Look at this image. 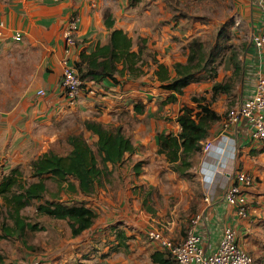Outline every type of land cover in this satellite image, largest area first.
<instances>
[{
	"label": "crops",
	"instance_id": "0c3cea01",
	"mask_svg": "<svg viewBox=\"0 0 264 264\" xmlns=\"http://www.w3.org/2000/svg\"><path fill=\"white\" fill-rule=\"evenodd\" d=\"M124 1H116L117 11L106 12L111 13L114 18L113 28L122 29L132 39L133 50H137L138 40L144 39L143 72L140 75L114 74L113 78L94 84L96 94H82L76 102L70 104L60 85L62 61L67 59L74 64L81 50L90 53L98 43L107 42L109 30L104 25L100 10L104 2L109 1L0 0V21L5 25L3 37L0 39V56H5L6 61L10 62L7 52L17 46H24L27 52L35 50L34 55L41 53V72L34 85L45 90L43 96H34L35 88L28 98H23L11 111L0 113V179L13 167L29 168L30 161L45 152L56 153L54 147L58 141H62L69 153L72 149L68 142L70 136L82 135L85 138L86 134H92L85 128V121L99 122L106 127H121L134 146L133 152L125 154L123 161L115 166L120 171L123 170L122 167L130 165L133 168L132 179L129 181L128 173L118 177L117 172L118 185L116 189L112 185L113 192L106 193L103 188L106 184L109 186L112 180L110 184L99 186L88 198L90 202L93 201V204L101 207V210H97L94 205L88 204L97 214L93 224L77 236H71L69 227L64 237L57 233L58 244L52 254L61 251L53 255L51 261L39 264H171L172 258L168 252L156 241L148 238L147 230L156 227L172 241L181 242L196 215H200V219L194 231L201 237L206 254L216 249L223 230L231 226L235 230L237 243L252 256L251 264H264V143L252 140L246 130L235 129L231 137L236 142V156L232 154L231 139L226 134L222 135L218 144L221 154L220 150L213 149L207 153L201 151V156L200 153L195 155L194 180L200 193L197 197L189 196L188 190L181 194L176 193L182 204L177 201L172 208H167L169 196L162 197L163 205L160 207L158 204L154 206L152 201L150 204V192H140L141 185L154 186L159 177L161 179V176L170 175L169 163L163 154L157 153V134L161 131L176 134L179 130L175 122L176 114L183 101L188 103L185 94L177 95L174 103L164 102L169 93L159 87V82L153 75L156 68L154 58L169 68L175 62H184L186 55L176 52L178 46L174 44L177 42H165L164 37L168 33L169 38L173 35V38L183 40L184 44L191 36L185 39L186 34L177 30L178 27L171 31L167 25V33V28L164 27L160 30L161 34H158L157 28H151L146 35L133 37L131 29L134 24L130 19L125 21L129 14L123 10ZM236 10L239 20L248 27L250 37V43L240 55L242 73L239 88L241 87L242 98H247L254 93L255 83L262 69L261 56L251 42V35L264 29V0H239ZM71 12L80 19L75 32L76 44L66 52L64 29ZM142 28L143 26L139 27L140 30ZM15 30L22 32L21 42L11 39ZM165 47L171 51H167ZM199 90L200 88L197 89ZM211 108L221 116L214 104ZM169 109L173 110L171 114H168ZM75 122H81L84 127L80 129L84 131L82 134L75 130ZM220 133L221 124L216 132L211 128L207 138H214ZM238 172H245L252 177L251 186L245 190V216L239 215L236 208L225 201L222 191L216 190L217 186L223 187L232 183ZM203 174L207 176L204 177ZM52 181L57 184L55 180ZM167 184L172 188L177 185L180 189H186L188 185L183 180L174 185L169 182ZM61 189L59 195L66 190L65 187ZM207 194H214L213 202L207 203L203 200ZM80 196L78 194L75 197ZM184 198L187 204L193 199L191 207L183 204ZM2 204L0 197V207ZM33 214L37 216L35 209ZM38 217L37 221H40L45 216ZM3 242L0 243L2 248ZM33 244L38 246L36 242ZM10 245L9 242L8 246ZM43 245L40 244V247ZM13 246L17 248L20 244L16 242ZM14 248L11 252H6V261L20 264L21 261L15 259ZM41 253L24 251L22 256L29 263L32 259L36 263L39 259H46L43 256L47 253ZM70 259L75 262H68Z\"/></svg>",
	"mask_w": 264,
	"mask_h": 264
},
{
	"label": "trees",
	"instance_id": "16d2710c",
	"mask_svg": "<svg viewBox=\"0 0 264 264\" xmlns=\"http://www.w3.org/2000/svg\"><path fill=\"white\" fill-rule=\"evenodd\" d=\"M141 1L143 0H127L130 7H135ZM113 19L111 13H104V25L109 30L107 42L98 43L90 53L81 50L78 60L74 63L83 82L82 94H88V89L94 84L106 78H113L114 74L140 75L143 72L144 39H139L137 50H133L132 39L122 29L113 28ZM224 35V30H220L210 49L205 47L200 38L191 37L185 48V61L175 62L171 68L154 58L156 68L153 75L159 82V87L169 93L165 103L176 102L177 95H183L192 84L212 83L209 89L210 101L207 102L208 98L202 93L192 95L190 104L180 106L175 117L179 127L176 134L164 131L157 134V153L163 154L170 169L183 177L191 175L189 170L193 165L194 156L201 151V141L209 136L212 124L222 118L211 108V104L219 95H231L235 87L234 81L240 78L242 73L241 61L236 52H232L228 56L230 75L223 81H216L220 61L226 57L220 40V37L224 40L228 37ZM193 103L196 106H191ZM84 126L96 135L95 147L100 164L87 140L82 135H72L68 138L72 146L68 154L58 155L49 151L30 161L32 181L27 180L18 167H13L1 177L0 197L3 204L0 207V243L4 241V245H8L9 242H19L20 246L17 248H20V251L37 253V247L33 243L28 244V236L33 231L44 230L45 226L31 222L23 213L30 205H34L37 216L65 221L71 236L79 235L93 224L97 214L81 200L60 201L45 197L46 179L55 180L60 188L65 187L69 192L92 195L99 187L101 177L106 174L109 165L111 168L117 166L123 161L125 154L133 152L134 146L121 127H106L95 121H85ZM238 128L245 130V125H238ZM63 183L66 185L62 186ZM3 248L0 244V264H17L6 261L8 257ZM155 256L156 253L153 255L154 259Z\"/></svg>",
	"mask_w": 264,
	"mask_h": 264
},
{
	"label": "rangeland",
	"instance_id": "374dc122",
	"mask_svg": "<svg viewBox=\"0 0 264 264\" xmlns=\"http://www.w3.org/2000/svg\"><path fill=\"white\" fill-rule=\"evenodd\" d=\"M108 2H104L103 8L101 11V16L104 17V13L106 11H117V0H106ZM124 8L123 10L125 12H128L129 17H125V21L130 19V22L134 24L132 26L131 32L132 36L135 37L139 34L146 35L150 32L151 28H157L158 34H161V29L167 28L166 33L169 31V29L172 31L174 27L182 34H186L185 39H188L191 37H198L200 38L207 49H210L213 47V44L215 42L217 33L220 30H224L226 35V39L224 40L223 37H220V40L222 41V45L224 47V56H226L223 60L220 61V65L218 66V72L219 76L217 78V82L223 81L227 79L230 75V67L228 62V56L232 52H236L239 60L241 61L240 55L243 53V49H245L246 46L250 43V37L248 36V27L243 25L242 22L239 20V14L237 13L236 6L239 4V0H143L141 3H138L135 7H130L128 5V2L124 1ZM130 12V13H129ZM75 15L74 12L69 13L68 17L70 15ZM103 14V15H102ZM129 22L130 26L131 23ZM168 25V27H167ZM140 26H143L142 30L139 29ZM144 27H148L149 29H145ZM226 30V31H225ZM155 31V30H154ZM165 42L167 40L169 41H175L177 44H174V46H178V49L176 52L179 55H186V46L187 42L183 44V40H180L178 38H173V35L169 38V35L167 33V36L164 37ZM191 39V38H190ZM189 39V40H190ZM23 40V36H22ZM21 40V41H22ZM20 41V42H21ZM172 43V42H169ZM167 44V43H165ZM183 44V46H182ZM167 50L168 47H165ZM34 51L27 52L26 48L24 46L21 47H15L11 49L9 52H7V57L11 58L10 62L6 61L5 56H0V71H4V68H7L4 72H0V113H8L13 109L15 105H17L23 98H28L31 92L34 91L36 88L34 85V81L37 78V76L41 72V53H38L34 55ZM171 51V50H167ZM175 52V53H176ZM217 62V61H216ZM242 64V63H241ZM11 65V66H6ZM7 71V72H6ZM227 77V78H226ZM236 78H234L235 80ZM235 87L232 91L231 95H219L217 99L211 104L215 105L217 109H219V112L221 114V117L224 116L225 112L232 108L235 104L239 103L242 100L243 94L241 93V87L239 88V77L234 81ZM212 83H200V84H192L190 85L186 91L184 97L186 98V101L188 103H191V96L192 95H204L207 99V102L211 100L210 96V87ZM41 88V87H39ZM36 88L34 91V96L36 95V91L39 89ZM200 88L199 91L197 89ZM96 94V93H95ZM183 104L184 101L182 102ZM235 105V106H236ZM191 106H196L195 103L191 104ZM173 110L169 109L168 114H171ZM75 130L79 131V133H83L84 131H80L82 127L81 122H75ZM220 127V119L216 122H214L211 126V128L216 132ZM66 130V129H65ZM85 139L95 152L96 159L98 163L100 164V157L97 154V150L95 147V140L96 136H93V134L89 135L86 134ZM54 151L58 154H66L68 153V148L62 144V141H58L56 143V146L54 147ZM201 156V151L199 152ZM197 156V154H196ZM193 160L195 159V157ZM130 166V165H129ZM125 166L122 167L123 170H117L116 167H108L106 174L104 173L101 177V183L99 186H103L104 183H112L108 186L107 184L104 185L105 192L107 191L113 192V184L114 189L117 188V172L118 177L120 174H124V176L128 173L130 174V179H132L131 176H133V168ZM111 168V170H109ZM195 164L193 161V165L189 172L191 173L190 176H180L178 173L173 172L170 169V175H164V177L161 176V179H157V184L154 186H146L141 185L140 192H150L151 201L155 205H159L160 207L163 205L161 202V199H163V196H169L168 200L169 203L167 204V208L171 207L177 202L178 204H182V201L178 200L179 198L176 196L177 194H181L182 192H186L188 190L189 196L191 197H197L199 193V186L194 180L195 178ZM23 176L29 180L32 181L33 179L30 177V167H22L20 168ZM172 171V172H171ZM195 173H194V172ZM110 174V175H109ZM183 180V182H186L188 185L186 189L184 187L180 189L179 186L175 185V189L171 187V185L167 184L168 182L171 184H176L178 181ZM173 181V182H171ZM46 186H47V193L45 194V197L50 198L53 196L54 198L58 200H81L82 202L86 203L87 205H94V207L97 210H101L100 205L93 204V201L90 202L89 197L92 195H81L80 198H76L75 196L80 194H75V192H68L67 190L63 191L65 193H62V195H59L58 192L62 189L52 181V179L47 178L46 179ZM174 189V190H173ZM219 190V189H218ZM164 192V193H163ZM70 193V194H69ZM163 193V195H161ZM71 199V200H69ZM165 199V198H164ZM183 204H187L185 198L183 199ZM191 207L193 204V199L191 198V201L188 203ZM187 204V205H188ZM153 206V207H154ZM34 205L28 206L24 212L28 219H30L33 222H38L39 224H43L45 226L44 230H38L29 232L30 235L28 236V240L30 243L38 244L35 245L37 247V252L40 250L41 255H45L44 253H47L44 257L46 259H40L36 262H28L26 258L22 256V251L18 248H14L13 244L10 246L4 245L5 253L7 251L11 252V249H15L16 254V260L21 261L20 264H39L44 263V261H51L53 259V255L60 252L61 250H58L56 253H53L54 248H56V245L58 244V236L64 237L65 231L68 228V225L65 221L62 220H54L49 219L46 217H42L40 221H37L38 216H35L33 214V208ZM180 210V208H179ZM57 233L59 235L57 236ZM56 241V242H53ZM7 244V243H6ZM40 244H44L43 247H40ZM9 247L11 249H9ZM23 261V262H22ZM54 261V260H53ZM68 262L73 263L75 261L69 260Z\"/></svg>",
	"mask_w": 264,
	"mask_h": 264
},
{
	"label": "built area",
	"instance_id": "2783aa9c",
	"mask_svg": "<svg viewBox=\"0 0 264 264\" xmlns=\"http://www.w3.org/2000/svg\"><path fill=\"white\" fill-rule=\"evenodd\" d=\"M78 15H70L65 25L64 38L66 52L76 44L75 32L79 22ZM5 25L0 21V39L3 37ZM13 41L22 40V32L13 31L11 34ZM251 42L257 48L262 62L261 72L258 74L254 93L252 96L242 98V100L227 110L221 118V133L214 138H207L201 141V151L211 152L213 149L220 150L218 147L222 135L226 134L231 139L230 147L233 156H236V142L231 138L238 125L244 124L245 130L249 133L252 140L257 143L264 142V29L252 33ZM80 79L74 64L69 63L67 59L62 61V77L60 85L65 94L68 103L76 102L82 94ZM94 87L88 89V95H94ZM36 94L43 96L44 89H38ZM202 171V170H201ZM204 177L207 175L203 174ZM252 184V177L245 172H238L232 183L223 187L217 186L216 190L222 191L225 201L236 208L241 216L246 215V197L243 191ZM215 194V193H214ZM214 194H207L203 200L207 203L214 201ZM200 219L196 215L192 219V225L187 231L185 238L181 242L172 241L167 235L156 227L147 230V236L150 240L156 241L172 258V264H251L252 256L236 240L235 230L231 226L225 227L216 249L210 254L205 253L201 243V237L194 231L195 226Z\"/></svg>",
	"mask_w": 264,
	"mask_h": 264
}]
</instances>
